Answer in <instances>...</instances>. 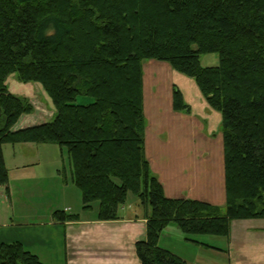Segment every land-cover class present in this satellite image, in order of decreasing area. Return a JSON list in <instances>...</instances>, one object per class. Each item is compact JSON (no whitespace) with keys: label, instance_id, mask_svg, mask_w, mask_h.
<instances>
[{"label":"trees","instance_id":"obj_1","mask_svg":"<svg viewBox=\"0 0 264 264\" xmlns=\"http://www.w3.org/2000/svg\"><path fill=\"white\" fill-rule=\"evenodd\" d=\"M212 53L217 64L203 66L200 57ZM145 60L192 78L221 114L224 207L167 197L151 172ZM11 75L42 86L54 106L50 121L13 130L33 106L9 92ZM172 107L190 112L177 88ZM23 143L66 153L82 210L98 203V220H117L129 193L138 199L146 218L135 244L141 264H188L159 246L170 223L191 240L227 237L232 220L264 218V0H0V186L8 183L3 146ZM0 264L44 263L19 242H1Z\"/></svg>","mask_w":264,"mask_h":264},{"label":"crops","instance_id":"obj_2","mask_svg":"<svg viewBox=\"0 0 264 264\" xmlns=\"http://www.w3.org/2000/svg\"><path fill=\"white\" fill-rule=\"evenodd\" d=\"M6 84L12 94L26 96L24 93L27 84H21L14 75L7 78ZM181 91L184 93L182 89ZM185 94L183 100L190 107L191 102ZM145 111L144 108L145 156L151 172L162 184L165 195L171 198L200 200L224 207L222 133L214 132L217 125L215 120L221 124V114L219 113V117L215 110L211 111L209 116L214 118V122L206 126L203 118L208 119L209 116H192L184 111H166L167 120H171L166 122L167 125L163 127L165 134H162L163 120L158 117L150 119ZM194 113L193 111L192 114L195 115ZM39 117L23 114L13 126V130L41 123L42 119ZM190 120H193L192 125ZM152 128L162 135L153 136L155 133ZM31 145L32 143H23L13 146V149H19L13 152L14 165L7 161L4 151L7 145L3 146L8 183L7 187H0L5 192L4 200L9 205L0 207V243L19 242L44 264H141L135 244L145 237L146 218L145 209L139 203L135 207L127 205V199L118 210V219L112 221L98 220L97 212L86 216L87 212L82 210L83 215L71 213L79 215L75 221L44 222L41 219L36 220V211L31 207H15V191L18 190L20 194H35L39 189L42 190V178L36 171L38 159L29 153L38 151V148L32 149ZM17 146L18 148H14ZM13 181L20 182L18 187H13ZM162 233L159 246L188 264H264V218L232 220L227 237L202 235L191 237L190 240L181 232L180 239L188 244L183 245L180 250L163 244Z\"/></svg>","mask_w":264,"mask_h":264},{"label":"rangeland","instance_id":"obj_3","mask_svg":"<svg viewBox=\"0 0 264 264\" xmlns=\"http://www.w3.org/2000/svg\"><path fill=\"white\" fill-rule=\"evenodd\" d=\"M200 60L203 66H212L217 64L218 56L217 54L213 53L206 54L202 55L200 57ZM161 62L163 61L145 60L143 62V98L146 115L150 119L158 117V119L163 120L161 124L162 134H165V129L163 127L167 125L166 122L171 120H167L168 116L166 114V111L174 110L172 107V95L173 90H175V88L180 91L182 89L183 92L186 93V97L191 102L190 112L184 113L191 114L192 116L203 115L205 117L211 115V111L214 112V109L209 106L207 101L204 100V97L199 93V90L194 80L181 73H178L173 68H171L170 65L166 62H163L162 64ZM14 77L17 78L15 75ZM20 83L23 85L27 84L25 86V98H27L33 106V110L29 114L40 116L39 118L42 119V122L50 121L54 115V106L50 97L44 91L42 86L38 83L35 84L33 82ZM194 90H196V92ZM184 93H182V97ZM77 102L85 104L91 102V99L85 96H79L77 98ZM191 105L194 106V108H192ZM192 110L195 112V115L192 114ZM215 113L218 114L220 117L218 111L215 110ZM212 119H214L212 116H209L208 119L203 118V120H205L206 126H208V124H213L214 120ZM192 122L193 120H190L191 125ZM156 124L159 125L158 123ZM215 124H217L214 131L215 134L218 133V131L220 133V122H217V120H215ZM152 129L155 133L153 134V136H156V134L158 136L162 135L157 133V129ZM210 135H212V137H215L213 133H210ZM13 146L16 145L7 144V147H5L4 149L7 161L11 165L15 164V161L13 160V152L19 151V149H13ZM31 146L32 149L38 148V151H29V153L31 156L38 159L39 164L36 166V171L41 175L42 178V190L39 189L35 192V194H33L32 192L20 194L19 192H17L18 190L15 191V207L17 209L22 208L24 205L31 207L34 211H36V220L41 219L44 222H48L51 220L54 221V213L56 211L63 210L67 214L80 213L81 215H83L81 192L71 181V168L66 153L62 152L60 148L55 144H32ZM14 148H18V146ZM19 184L20 182L17 181L12 182L13 187H18ZM3 195H5V192H3L2 188L0 187L1 208H4L5 205H9L7 201L5 202L4 198L6 197H4ZM127 199V205H133L134 207L135 205L138 206V199L131 193L128 194ZM1 202L4 203L2 204ZM68 208L69 210H67ZM97 210L98 203L95 202L93 204V209L89 211L92 213L87 212L85 214L86 216H89L91 214L94 215L96 214ZM181 232L182 231H180L177 225L175 226L174 224H169V226L162 233V243L170 245L172 248L180 250L183 245L188 244L183 239H180ZM221 246L225 248L223 243H221Z\"/></svg>","mask_w":264,"mask_h":264}]
</instances>
